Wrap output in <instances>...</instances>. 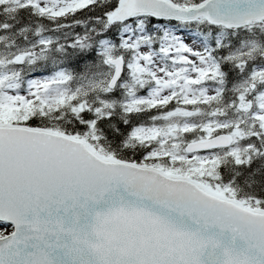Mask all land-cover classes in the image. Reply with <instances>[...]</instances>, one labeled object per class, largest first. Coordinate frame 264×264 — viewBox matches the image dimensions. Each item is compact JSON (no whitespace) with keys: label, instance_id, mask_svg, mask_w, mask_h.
I'll list each match as a JSON object with an SVG mask.
<instances>
[{"label":"snow or ice","instance_id":"obj_1","mask_svg":"<svg viewBox=\"0 0 264 264\" xmlns=\"http://www.w3.org/2000/svg\"><path fill=\"white\" fill-rule=\"evenodd\" d=\"M0 264H264V0H0Z\"/></svg>","mask_w":264,"mask_h":264}]
</instances>
